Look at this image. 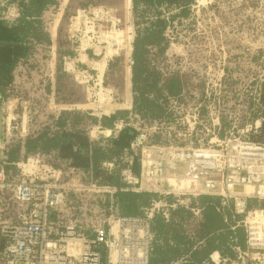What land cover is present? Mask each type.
Wrapping results in <instances>:
<instances>
[{
    "label": "trees",
    "instance_id": "16d2710c",
    "mask_svg": "<svg viewBox=\"0 0 264 264\" xmlns=\"http://www.w3.org/2000/svg\"><path fill=\"white\" fill-rule=\"evenodd\" d=\"M59 1L0 0V97L4 102L15 95L17 77L30 71L37 48L50 46L44 15L58 8ZM96 4V0L80 3L81 7L104 13ZM261 4L264 9V0H213L209 10H216L224 22H229L230 14L244 21L237 31L255 42L264 37L254 17ZM10 11L14 16L9 17ZM130 11L131 111H118L99 120L81 112L59 113L41 130L12 147L4 146L0 156L4 182H29L32 178L25 176L20 165L37 160L45 175L51 176L50 181L57 182L55 176L64 181L75 177L83 186L112 189L86 195L62 191V206L49 209L47 214L52 236L69 220L79 233L92 238L96 225L110 214L150 216L149 264H241L235 248L246 250V232L240 224L244 215L235 213L232 202L223 205L216 197L135 192L125 184L123 172L130 170L139 176L142 147L208 146L209 104L218 116L219 138L228 136L234 128L241 130L259 121V128L243 138L264 143V84L258 86L256 97L254 81L246 84L238 77L245 71L243 61L249 68L262 66L263 50L240 47L242 54H231L219 93L207 96L206 81L200 74L205 65L201 57L191 50L185 56L169 55L173 44L184 48L189 45L182 38H188L195 29L190 0H131ZM78 42L80 37L76 36L74 43ZM85 52L88 61L95 59L91 48ZM59 53L58 59L74 55L73 50ZM120 62V58L109 57L101 70L103 77L107 71L115 74L120 70ZM59 68L57 61L55 74ZM75 68L77 73L94 75L87 65L77 63ZM86 84L94 85L92 79ZM194 109L199 123L190 127L184 118ZM88 125H100L110 130L111 136L90 138ZM246 208L264 210V200L248 199ZM166 210L168 217L164 216ZM26 212L11 188L0 189V220L15 224Z\"/></svg>",
    "mask_w": 264,
    "mask_h": 264
},
{
    "label": "built area",
    "instance_id": "2783aa9c",
    "mask_svg": "<svg viewBox=\"0 0 264 264\" xmlns=\"http://www.w3.org/2000/svg\"><path fill=\"white\" fill-rule=\"evenodd\" d=\"M212 4L213 0H190L191 9L200 10ZM8 15L14 16V11ZM102 22L108 23L94 8L80 10L72 18V33L80 37L82 49L79 51L83 58L87 59L85 51L89 48L94 56H99L102 50H112L131 63L133 30H118L111 21L101 33L104 30ZM91 43L98 47L90 46ZM205 93L208 96L207 89ZM214 117L210 114L211 131L206 128L211 137L208 146L142 147L139 176L126 170L123 180L135 192H154L164 197H216L223 205L232 202L235 213L244 215L240 224L246 232V250L235 248L238 259L241 264H264V210L246 208L248 199L264 200V143L243 138L246 133L258 129L260 122L241 130L232 129L228 136L219 138L218 116ZM184 120L190 127L197 125V109ZM109 132L100 125L91 131L95 137L99 134L107 137ZM5 144L6 141L0 147V155ZM50 177L34 176L29 182L12 186L4 182L0 167V189L11 188L15 200L27 210L20 215L18 223L0 220V264H149L150 216L110 214L96 225L92 238L79 233L74 222L69 220L52 236L47 222L48 210L62 206L65 189L50 182ZM84 188L87 193L112 191L94 184ZM164 216H169L167 210Z\"/></svg>",
    "mask_w": 264,
    "mask_h": 264
},
{
    "label": "rangeland",
    "instance_id": "374dc122",
    "mask_svg": "<svg viewBox=\"0 0 264 264\" xmlns=\"http://www.w3.org/2000/svg\"><path fill=\"white\" fill-rule=\"evenodd\" d=\"M96 2V5L105 11L100 14L108 21V23H101L104 29L101 33L106 31L111 21L118 30H133L131 0H96ZM80 3L81 0H60L58 8L45 13V29L51 37L50 46L37 48L36 55L31 61L30 71L17 77L18 88L15 89V95L3 103L0 140L6 141L5 147H12L18 141L41 130L46 123L51 121L52 117H56L63 111L81 112L87 117L96 119L108 117L118 111H131L132 61L128 63V59L126 61L123 55H115L112 50H102L99 56L93 55L95 57L93 61H88V58L84 59L79 51L82 49L79 47L80 43H74L76 36L72 33V18L78 11L87 8L81 7ZM209 7L200 8V10L192 9L195 29L193 33H189L188 38H182L189 45L184 48L180 44H173L169 55L185 56L186 51L191 50L201 57L205 65L203 64L204 67L200 69V74L206 81L205 88L208 90V96H211L213 92L218 94L222 87L225 67L228 65L230 55L242 54L240 47L249 48L250 51L262 49L264 55V37L260 36L252 42L245 33L237 31V27L242 26L241 23L245 24L244 21L230 14L229 22H224L219 13L213 9L209 10ZM225 12L228 13V11ZM254 17L256 24L259 25L258 31H264L262 4L254 11ZM190 36L193 37L192 41H190ZM90 46L95 47L96 44L91 43ZM70 50L74 51L73 56L66 55L64 59H58L60 51L63 55ZM109 57L121 59L120 70H116L115 74L113 71H107L103 77L101 70ZM57 61L60 63V68L55 74ZM262 62L261 67L253 65V69L247 67L246 61H243L245 71L238 75L239 79L246 84L254 81L256 97L258 86L264 84V56ZM77 63L89 66L94 75L90 76L85 71L81 74L77 73L75 68ZM89 79H92L94 85L86 84ZM123 83L124 88L121 87ZM209 108L211 117L215 118V109L212 106ZM94 126L87 128L90 138H95V133H91ZM208 129L211 131L212 128ZM234 130L240 129L234 128ZM111 133L109 132L107 137H110ZM210 139L209 136L208 142ZM20 169L26 177H29L28 179L34 176L46 178L44 168L37 160L21 164ZM55 177L57 179L55 183L63 186L65 190H71L73 186L75 188L73 191L82 193V195L87 194L85 186L79 184L75 177H68L69 179L65 181L62 177ZM19 183L9 184L13 186Z\"/></svg>",
    "mask_w": 264,
    "mask_h": 264
},
{
    "label": "crops",
    "instance_id": "0c3cea01",
    "mask_svg": "<svg viewBox=\"0 0 264 264\" xmlns=\"http://www.w3.org/2000/svg\"><path fill=\"white\" fill-rule=\"evenodd\" d=\"M3 103L4 101L2 100V98L0 97V121H1V114H2V107H3ZM1 124V122H0ZM0 134L2 135V128L0 129ZM4 141L0 140V147L3 145ZM1 149V148H0Z\"/></svg>",
    "mask_w": 264,
    "mask_h": 264
},
{
    "label": "water",
    "instance_id": "95a60500",
    "mask_svg": "<svg viewBox=\"0 0 264 264\" xmlns=\"http://www.w3.org/2000/svg\"><path fill=\"white\" fill-rule=\"evenodd\" d=\"M98 137H102L103 138L104 137V134H99Z\"/></svg>",
    "mask_w": 264,
    "mask_h": 264
}]
</instances>
